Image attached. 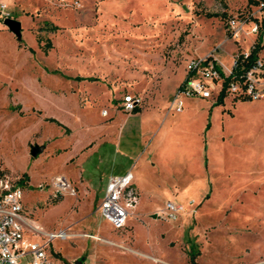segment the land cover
<instances>
[{
    "label": "rangeland",
    "instance_id": "obj_1",
    "mask_svg": "<svg viewBox=\"0 0 264 264\" xmlns=\"http://www.w3.org/2000/svg\"><path fill=\"white\" fill-rule=\"evenodd\" d=\"M260 1L0 0L21 22L17 39L0 11V172L27 173L22 201L34 223L72 233L47 249L66 259L83 254L93 264H190V237L198 264H264V96L242 99L226 88L222 103H214L217 96H185L180 111L167 104L152 139L131 146L102 140L76 166L64 161L73 151L69 132L36 119L43 117L38 106L57 111L51 94L32 87L51 86L54 75L46 69L59 68L136 91L142 106L158 103L170 98L188 57L214 53L229 67L256 35L246 32L253 21L247 19L232 36L227 19L258 17ZM10 104H20L22 113ZM60 113L74 126L69 112ZM98 118L92 108L82 121ZM124 170L139 199L127 224L112 228L96 205L107 177ZM58 173L68 174L76 192L53 202ZM167 200L183 204L177 219L164 214ZM24 234L44 241L30 228Z\"/></svg>",
    "mask_w": 264,
    "mask_h": 264
},
{
    "label": "built area",
    "instance_id": "obj_2",
    "mask_svg": "<svg viewBox=\"0 0 264 264\" xmlns=\"http://www.w3.org/2000/svg\"><path fill=\"white\" fill-rule=\"evenodd\" d=\"M264 0L259 2V16L264 14ZM0 11L3 17H10L6 3H0ZM251 19L252 25L246 32L257 34L258 23L248 16L238 19L229 16L227 19L232 36L237 37ZM251 39L247 49L241 50L244 58L248 57L249 49L253 44ZM264 42V37H263ZM236 55V54H235ZM235 56L232 57L229 67L217 60L214 53L194 55L185 62L186 75L173 93L170 100V108L182 110L184 97L197 95L203 98L218 96L225 76L231 72ZM226 92L234 97L246 99H258L264 96V57L258 55L248 68H243L237 74H233L226 80ZM122 108L131 111L141 103L142 97L130 92L122 97ZM106 109L102 110L106 114ZM132 173L126 171L122 174H111L107 182L103 196L99 202V210L102 216L113 228H120L127 224L128 217L133 213L139 196L137 189L132 184ZM53 191L51 195L64 193L75 194V187L64 175L57 174L52 177ZM23 183L18 178H12L4 172H0V264H93L86 257L60 259L48 245L55 239H68L72 233L68 228L45 230L28 217V211L23 205ZM42 187V185H41ZM183 204L167 200L164 205V214L170 219H177ZM30 228L35 234H41L44 241L32 240L25 236L24 230ZM95 237L94 234H87Z\"/></svg>",
    "mask_w": 264,
    "mask_h": 264
},
{
    "label": "crops",
    "instance_id": "obj_3",
    "mask_svg": "<svg viewBox=\"0 0 264 264\" xmlns=\"http://www.w3.org/2000/svg\"><path fill=\"white\" fill-rule=\"evenodd\" d=\"M46 70L47 72H50L54 75L52 78L53 82L51 83V86L49 85V87L44 84L41 86L32 87H35L37 90L42 89L49 92L53 98L54 105L57 107V111H52V113L49 114L44 112L41 106H38L42 109L43 117H37L36 119L39 120V124H46L45 121L49 120L45 119V117H54L69 128L68 135H70V137L69 141L67 142V148L73 147V151L68 153V155L64 158V161L65 163L73 162V164H75L76 166H81V163L87 155V153L82 152L86 149L88 150V152H90L92 147H96L102 140L108 139L114 142L118 141L124 146H131L133 144L141 145L146 142L147 139H152L158 133L162 126L161 118L163 116L162 113L165 110V107L167 106V104L170 105V100L173 96V93L186 75L184 63L183 70L179 74L181 80L174 88L170 98L163 99L158 103L155 102L151 105L145 106L141 105V101V103L135 106L138 108L137 110L133 109L131 111H126L122 108L123 94L127 92L140 96L141 94L136 91H117L116 88H108L106 83L104 84L103 82H100L98 78L75 79L72 77H68L75 75L90 76L91 74H83L81 72L67 74L59 68ZM97 82L100 83L98 84ZM83 98H85V100H83ZM92 108L99 114V118L93 124H91V122L83 123L84 121H82V118H87V113L89 109ZM103 109L107 110L106 114L102 113ZM60 110H66L70 113V118L74 122V126L73 124H71V121L68 117L60 113ZM50 122L57 124L54 121ZM57 125L61 127L64 133V127L59 124ZM73 127L79 128L77 133L73 131ZM79 169H81V167ZM126 171L127 170H124L120 173L113 174H122ZM61 175L69 178L68 174L66 175L63 173ZM100 200L101 199H99V202ZM99 202L96 205V210H99ZM108 224L112 227L109 222ZM57 256L60 259L67 260L60 255Z\"/></svg>",
    "mask_w": 264,
    "mask_h": 264
},
{
    "label": "trees",
    "instance_id": "obj_4",
    "mask_svg": "<svg viewBox=\"0 0 264 264\" xmlns=\"http://www.w3.org/2000/svg\"><path fill=\"white\" fill-rule=\"evenodd\" d=\"M264 10V7H263ZM207 16H212V15H218L217 12H206ZM253 19H255L258 23V31L256 34V37L254 38L253 44L249 49V54L248 57L244 58L242 55V51L238 49L236 55H235V62L232 65L231 68V72L225 76V81L223 83V87L222 90L220 91V93L218 94L216 100L214 103H222L223 102V98L226 95L225 92V87H226V80L228 78H230L231 75L233 74H237L239 73V71L243 68H248L252 62L254 61V59L259 55V51L263 48L264 46V42H263V37H264V14L261 16V18H257V17H253ZM48 25L46 27L48 28H56L55 24H52L51 22H46ZM51 45L50 40H46L45 44H44V49H47L49 46ZM31 51L32 48H29ZM57 71V70H54ZM68 77H72L75 79H82V78H87V79H96V76H82V75H75V76H68ZM242 99H246V98H242ZM10 108L13 110H18L19 113H22L20 110V104H10ZM137 107H134V110H137ZM45 119L49 120V121H54L57 124L61 125L62 127H64L65 132L69 131V128L62 124L60 121H58L56 118L54 117H45ZM27 176V173L24 171L22 172L21 176L18 178V181L20 183H23V178ZM53 202H56L59 200L60 195H55L53 196ZM189 244V247L186 251L188 260L190 262V264H198L197 260H196V256L199 253V250L197 248V243L190 237L187 238L186 240ZM56 255H59L58 252H55ZM85 256L83 254L79 255L77 258H84Z\"/></svg>",
    "mask_w": 264,
    "mask_h": 264
},
{
    "label": "water",
    "instance_id": "obj_5",
    "mask_svg": "<svg viewBox=\"0 0 264 264\" xmlns=\"http://www.w3.org/2000/svg\"><path fill=\"white\" fill-rule=\"evenodd\" d=\"M3 23L7 26V28L12 31L17 39L21 38V22L20 20L13 17H5L3 19ZM39 148L37 145H32L30 148V154L36 155Z\"/></svg>",
    "mask_w": 264,
    "mask_h": 264
},
{
    "label": "bare ground",
    "instance_id": "obj_6",
    "mask_svg": "<svg viewBox=\"0 0 264 264\" xmlns=\"http://www.w3.org/2000/svg\"><path fill=\"white\" fill-rule=\"evenodd\" d=\"M96 238H98V237L96 236Z\"/></svg>",
    "mask_w": 264,
    "mask_h": 264
}]
</instances>
